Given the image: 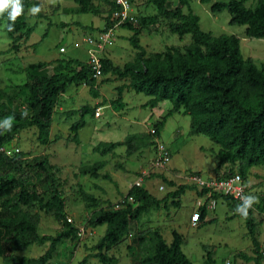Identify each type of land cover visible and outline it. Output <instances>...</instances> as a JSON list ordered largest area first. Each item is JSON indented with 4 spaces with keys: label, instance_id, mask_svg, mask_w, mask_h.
Here are the masks:
<instances>
[{
    "label": "rangeland",
    "instance_id": "1",
    "mask_svg": "<svg viewBox=\"0 0 264 264\" xmlns=\"http://www.w3.org/2000/svg\"><path fill=\"white\" fill-rule=\"evenodd\" d=\"M40 17L25 11V29H31L28 37L21 35L15 46L8 36L5 19L0 15V111L22 113V96L17 92L20 85L29 81L28 74L48 76L65 72L66 60L85 63L87 51L82 37L93 34L103 27L108 6L92 0L96 14L77 13L72 0H36ZM174 6L177 0H167ZM226 0H212L224 2ZM256 0L245 2L252 8ZM138 19L156 16L155 8L146 0H130ZM211 3L188 0V7L198 18L199 29L212 37L233 35L239 40L243 59L259 67L264 64V38L250 39L243 35L244 26L228 24V14L211 11ZM183 13L185 7L181 8ZM157 17V16H156ZM168 20L156 18L155 24L140 31L138 43L144 57L162 54L171 47L182 50L189 43V36L182 38L171 34ZM116 29V30H115ZM113 30L112 45L100 56L113 66L121 68L134 60L135 51L128 43L131 32L117 27ZM64 48V53L58 49ZM45 63L41 69L29 71L30 64ZM129 79L116 78L110 74L94 80L96 95L84 84L68 85L53 107L49 127V141L39 146L33 127L19 131L4 146L11 156L6 159L22 162V171H12L8 177H20L28 192H34L44 202L49 198L50 178L45 177L35 164L44 161V168L51 180L59 186V198L63 202V216L72 220L71 226L85 228L82 239L62 241L57 245L48 264H77L87 257L86 264H99L92 258L95 246L104 233V227L89 225L88 219L99 211L109 208L126 194L141 171L149 168L154 156L148 131L160 122L171 108L170 101H162L155 107L146 105L148 97L135 93L128 86ZM89 111L82 115L78 109ZM95 112L98 115H95ZM0 117V120H3ZM82 121L72 139L70 126ZM158 141L168 150L169 162L162 169H152L143 177L140 187L156 199H162L174 186L186 185L183 175L198 173L202 178L222 177L229 168L238 173V162L218 163L220 146L203 135H190L188 117L179 110L166 117L159 130ZM119 146L109 152L100 153L108 143ZM5 157V156H4ZM1 157L2 162H5ZM108 176V178H106ZM243 195H255L264 200V164L251 167L242 179ZM188 186V185H187ZM161 187V190H159ZM10 198H14V195ZM194 190H185L182 195L170 197L158 207H151L130 225L127 234L118 244L103 252L114 259V264H139L146 254V243L135 242L137 236L146 237L156 231L166 244L174 232L181 238L180 249L192 264H205V255L210 253L213 264H253L254 253L245 218L235 212L236 205L218 198L213 211L207 212L200 222L191 223L194 211ZM259 202L249 209V220L253 238L258 244L264 239V215L259 211ZM30 216L36 217V232L39 236H55L62 221L52 213L39 211L36 204L20 207ZM48 247V242L33 244L14 256L36 258ZM264 258V257H263ZM0 264H4L0 260ZM264 264V261H261Z\"/></svg>",
    "mask_w": 264,
    "mask_h": 264
},
{
    "label": "trees",
    "instance_id": "2",
    "mask_svg": "<svg viewBox=\"0 0 264 264\" xmlns=\"http://www.w3.org/2000/svg\"><path fill=\"white\" fill-rule=\"evenodd\" d=\"M72 1L76 5L77 13H97L92 0ZM99 1L108 6L103 24V28L107 29L112 25L109 17L116 6L113 0ZM128 1L131 4L130 0ZM246 1L248 0H199L200 3H211V11L224 9L228 14V24L244 26V37L264 38V0H256L252 8L245 7ZM146 2L155 8L157 17L168 20L167 27L171 34L179 39L188 35L189 43L182 50L171 47L162 54L145 58L137 37L142 29L155 24L157 17L140 18L135 27L133 25L136 22L123 23L119 27L131 32L128 43L135 51L134 60L119 68L101 58V74L129 79L128 86L132 91L149 98L146 105L150 108L162 101H170L171 108L153 127L154 135L159 136V130L166 117L181 110L188 117L189 134L203 135L218 144V163L238 162L237 174L241 180L244 179L249 168L264 164V64L257 67L251 61L243 59L237 37H212L207 32H202L197 16L188 7V0H177L174 6L167 0ZM21 3L23 12L17 17L14 30L6 29L12 40V47L21 35L26 38L31 32V29L24 27L25 11L39 5L36 0H21ZM182 7H185V13L181 11ZM2 16L5 24L11 23L7 11ZM34 16L40 17L39 12ZM44 66L45 63L30 64L27 69L34 71ZM64 67L69 73L55 72L48 76L36 75L33 72L28 74L29 81L17 89L22 96L24 111L27 110L28 115L22 117L21 113L14 111H0V117L14 116L11 131L0 130V145L7 144L19 131L33 127L37 144L45 146L49 141V127L56 99L68 85L84 84L92 95H96L94 79L91 78L85 63L66 60ZM78 111L84 115L89 110L81 107ZM81 125L82 121L79 120L70 126L73 140L76 138L78 126ZM117 146L118 142L108 143L100 153L109 152ZM10 156L4 157L0 154V260L4 264H48L57 245L75 237L76 228L65 222L59 186L51 180L47 169L44 168L45 162L35 164L45 177L50 178L49 198L43 202L36 193L26 190L22 178L8 177V173L20 172L23 167L18 158L14 161L6 159ZM1 157H4L5 162H2ZM232 175L231 169L227 168L218 179ZM162 181L168 187H174L162 199L154 198L141 187L131 186L121 200L130 197L136 203L134 207L126 204L120 209L101 210L88 219L89 225L93 227L105 225L104 233L95 246L97 251L92 255L99 264H114V259L107 256L103 250L118 244L141 214L151 207H158L170 197L182 195L185 190L195 191L190 185L174 186L170 181ZM13 195L14 198H10ZM218 198L235 204L241 203L226 196H215V199ZM33 204L37 205L39 211L52 213L56 219L62 221L61 230L55 236H39L36 232V217L33 218L20 209L22 206ZM258 209L264 215V200L259 202ZM248 216L244 218L254 253L252 262L261 264L264 258L253 238V228ZM204 217L205 212L201 210L200 221ZM171 236L168 244L156 231L150 232L146 237L137 236L135 242H145L147 247L146 254L139 260V264H192L180 249V236L174 232ZM45 242H48L47 249L36 258L13 255V252L23 251L30 245H41ZM86 262L87 257H84L77 264ZM205 264H213L209 252L205 255Z\"/></svg>",
    "mask_w": 264,
    "mask_h": 264
},
{
    "label": "built area",
    "instance_id": "3",
    "mask_svg": "<svg viewBox=\"0 0 264 264\" xmlns=\"http://www.w3.org/2000/svg\"><path fill=\"white\" fill-rule=\"evenodd\" d=\"M115 4V9L111 12L109 20L111 21V26L107 29L101 28L93 34H87L82 37V43L87 51V57L85 64L89 69L90 76L94 80L101 77V54L107 50L112 45V35L113 30L123 23L129 22L134 24L136 22L134 10L128 0H113ZM60 53H64V48L60 47L58 49ZM95 85V84H94ZM94 87V86H93ZM97 116L98 113L95 112ZM148 135L151 137L150 141L152 144L154 156L152 158L149 168L140 172L132 186L140 187L143 177L147 175L152 169H162L169 162V153L167 148L158 141V137L154 135V129L151 128L148 131ZM0 154L4 156H10L11 152L5 146L0 145ZM185 179V184L193 186L194 191V211L190 215V222H200L199 214L203 210L205 214L207 212L213 211L216 205L217 199L215 196H226L232 200L240 201V196L243 195L244 185L238 174H233L232 176L225 178H202L198 173L189 172L183 175ZM161 190V187H159ZM126 204L134 207L136 203L130 197L124 200H119L115 204L111 205L107 209H120ZM204 219V218H203ZM202 219V220H203ZM65 222L72 224V220L65 217ZM203 222V221H202ZM77 239H82L85 235V228L75 226ZM259 252L264 257V239L260 243ZM59 264V263H53Z\"/></svg>",
    "mask_w": 264,
    "mask_h": 264
},
{
    "label": "clouds",
    "instance_id": "4",
    "mask_svg": "<svg viewBox=\"0 0 264 264\" xmlns=\"http://www.w3.org/2000/svg\"><path fill=\"white\" fill-rule=\"evenodd\" d=\"M5 11L8 12V20L11 23H6L3 27L7 29V31L14 30V23L18 16H20L23 12V6L21 0H0V15H2ZM40 11L39 7H33L31 12L33 15ZM22 117H26L28 115L27 110L21 113ZM14 116H8L3 120H0V130L4 132L11 131L13 127ZM241 203L236 205L235 212L242 217H247L249 209L253 207L254 204L259 202V198L255 195H241L240 196Z\"/></svg>",
    "mask_w": 264,
    "mask_h": 264
},
{
    "label": "crops",
    "instance_id": "5",
    "mask_svg": "<svg viewBox=\"0 0 264 264\" xmlns=\"http://www.w3.org/2000/svg\"><path fill=\"white\" fill-rule=\"evenodd\" d=\"M168 2H169V1H168ZM171 6H173L172 3H171ZM102 28H103V27H102ZM99 30H100V29H99ZM115 30H116V29H115ZM115 30H114V31H115ZM96 31H98V30H96ZM204 218H205V217H204ZM203 220H204V219H203ZM203 220H202V221H203Z\"/></svg>",
    "mask_w": 264,
    "mask_h": 264
}]
</instances>
